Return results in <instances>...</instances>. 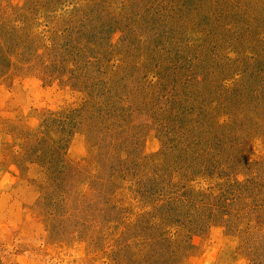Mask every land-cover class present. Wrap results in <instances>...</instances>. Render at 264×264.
Returning <instances> with one entry per match:
<instances>
[{
  "label": "rangeland",
  "instance_id": "obj_1",
  "mask_svg": "<svg viewBox=\"0 0 264 264\" xmlns=\"http://www.w3.org/2000/svg\"><path fill=\"white\" fill-rule=\"evenodd\" d=\"M0 264H264V0H0Z\"/></svg>",
  "mask_w": 264,
  "mask_h": 264
},
{
  "label": "trees",
  "instance_id": "obj_2",
  "mask_svg": "<svg viewBox=\"0 0 264 264\" xmlns=\"http://www.w3.org/2000/svg\"><path fill=\"white\" fill-rule=\"evenodd\" d=\"M113 81H111V85H114L115 81L112 83Z\"/></svg>",
  "mask_w": 264,
  "mask_h": 264
}]
</instances>
